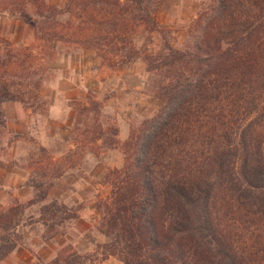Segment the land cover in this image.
Segmentation results:
<instances>
[{
  "label": "trees",
  "instance_id": "obj_1",
  "mask_svg": "<svg viewBox=\"0 0 264 264\" xmlns=\"http://www.w3.org/2000/svg\"><path fill=\"white\" fill-rule=\"evenodd\" d=\"M159 2L64 0L59 7L0 0V11L35 26L39 46L73 43L111 66L139 57L133 44L139 29L149 42L153 34L161 38L156 51L144 48L140 55L146 70L159 75L153 87L161 105L131 130L123 167L109 173L115 177L112 200L100 231L124 264H264V0H211L193 20L197 29L186 50L168 41L156 18ZM36 52L0 36V135L11 140L19 135L7 131L1 107L39 98L52 53ZM73 107L75 146L103 141L96 116H89L99 111L97 102L73 101ZM80 123L90 127L78 142ZM109 129L111 147L117 130ZM38 151L42 157H32L31 165L50 158L44 147ZM63 172L62 165L35 166L28 184L43 199ZM73 210L55 200L42 208L52 216L60 211V223L73 220ZM11 236H0V260L17 245ZM82 260L71 251L55 263Z\"/></svg>",
  "mask_w": 264,
  "mask_h": 264
},
{
  "label": "rangeland",
  "instance_id": "obj_2",
  "mask_svg": "<svg viewBox=\"0 0 264 264\" xmlns=\"http://www.w3.org/2000/svg\"><path fill=\"white\" fill-rule=\"evenodd\" d=\"M45 1L59 7L64 2V0ZM210 3L211 0H160L156 18L160 26L167 30L165 35L174 48L179 50L191 48L193 36L197 29L193 20L199 12L206 11ZM26 9L28 13L34 14L33 5L28 4ZM68 17L69 15L65 13L59 16V20L64 22ZM35 35L36 28L30 22L24 21L19 15L0 11V36L8 39L16 47L30 45L33 50L37 51V54L40 51L44 52L43 56L47 58L49 56L45 55L49 52L52 53V59L47 64L49 70L45 72L40 85L39 98L29 100L27 104L17 103L23 105L25 109L29 108L32 114L43 118L48 115L50 103L56 98L60 99L64 105L74 110L70 126L73 143L72 130L75 126L73 101L86 104L96 101L100 109L97 113H92L89 116H96L95 121H92L95 125H100V129L96 131L97 134L99 131H101L100 134L104 131L100 135V138L104 140L90 142L84 146L81 144L75 146L73 143V148L65 150L63 155L55 160L49 154L50 152L45 149L50 158L44 157L40 163L31 165L32 157L34 159L42 157L41 152L38 151V148L42 146L35 144L36 141L35 143L32 141V148L30 146L29 151L14 159L9 153L10 134L0 135V153L8 162L25 169L27 185H29V178L35 175V166L39 165L50 169L62 165L64 172L61 176L71 168L81 169L83 166L88 169L86 176L89 177L88 184L81 183L83 188H81L79 195L81 198L83 197V200L76 203H65L52 196L51 193L49 196L50 187L60 176L48 188L43 199L37 198L35 192L30 201L0 207V236H11L9 227L15 229L18 237L11 236L16 240L15 248L18 247L19 250L25 252V255L20 256L18 253L15 255L18 264H56L55 259L59 257V254L66 255L71 251L77 252L82 257V264H124L118 256V251L113 252V246L110 245L111 238L100 231L101 227L105 229L102 224L105 207L111 205L112 200L115 177L109 173L123 167L124 142L129 137L131 130L136 128L143 119L151 117L161 105V102L154 95L153 87L159 79V75L147 71L145 64L140 59L144 48L150 52L156 51L161 45V38L153 34L149 42L147 33L143 34L142 30L139 29L133 36V44L141 52L139 57L126 65L118 62L111 66L93 50L82 48L73 43L52 41L46 46L39 42L41 45L39 46ZM17 38L23 41L19 42ZM63 91H69L71 97H66ZM78 127L80 129L76 133V139L79 142L83 138L84 131L90 126L86 128L80 123ZM108 127L117 130L114 136L116 142L111 147L109 144L112 142L110 139L113 136L112 130H108ZM17 139L23 140L27 137L19 134ZM95 144L99 146V149L93 151L91 147H94ZM110 150H113L112 156H109L112 165L107 166L105 172L98 171V165H92L91 159L85 160L87 154L100 156ZM42 181L47 182L46 178ZM53 200L72 207L76 217L73 220L66 219L60 223L58 222L60 215H62L60 211H57L55 216L44 213L42 208ZM77 222L79 223L78 230L72 231L71 228ZM53 223L51 228L50 225ZM51 232H55V234L50 235ZM28 257L29 260H27Z\"/></svg>",
  "mask_w": 264,
  "mask_h": 264
},
{
  "label": "crops",
  "instance_id": "obj_3",
  "mask_svg": "<svg viewBox=\"0 0 264 264\" xmlns=\"http://www.w3.org/2000/svg\"><path fill=\"white\" fill-rule=\"evenodd\" d=\"M18 41L21 42L23 40L18 39ZM64 94L66 97H71L69 91H65ZM1 110L6 120L7 130L11 134H21L27 137V139L23 140L15 138L8 142L9 153L12 158L17 159L21 154L29 151V147L31 146L32 148V141L34 143L36 141L37 143L35 144H39L48 150L53 160L63 155L65 150L73 148L70 126L74 110L64 105L60 99L56 98L50 103L48 115L43 118L32 114L29 108L25 109L23 105L17 102H5L2 104ZM112 152L113 150L107 153L103 152L104 154L100 156L87 154L85 160L91 159L92 165H98V171L105 172L108 168L107 166L112 165L111 157H109L112 156ZM82 168L84 167L82 166ZM82 168H71L56 180L50 187L49 196L52 194V196L69 204L83 200V197L81 198L79 195L81 188H83L81 183L88 184L89 177L86 176L88 169L84 168V171H82ZM26 179L27 172L25 169L8 162L0 153V207L8 204L16 205V203H24L33 199L35 191L32 186L26 184ZM78 222L73 225L72 231L78 230ZM17 253L20 256L25 255L23 250H19L16 247L0 264H18L15 259ZM27 260H29V257Z\"/></svg>",
  "mask_w": 264,
  "mask_h": 264
}]
</instances>
